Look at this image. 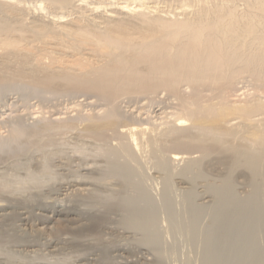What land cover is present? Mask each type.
Returning <instances> with one entry per match:
<instances>
[{"label": "bare ground", "instance_id": "6f19581e", "mask_svg": "<svg viewBox=\"0 0 264 264\" xmlns=\"http://www.w3.org/2000/svg\"><path fill=\"white\" fill-rule=\"evenodd\" d=\"M26 1L0 0V96L82 95L93 108L75 100L32 124L0 119V158L80 130L105 165L63 176L46 160L20 187L0 169V254L33 251L58 217L78 232L61 244L84 251L85 264H264V0H34L51 19L32 17ZM124 95L143 97L147 112L124 106ZM149 165L163 173L159 198ZM175 173L184 184L206 178L203 202L192 184L176 208ZM110 180L119 187L101 192ZM113 223L122 241L103 238Z\"/></svg>", "mask_w": 264, "mask_h": 264}, {"label": "rangeland", "instance_id": "374dc122", "mask_svg": "<svg viewBox=\"0 0 264 264\" xmlns=\"http://www.w3.org/2000/svg\"><path fill=\"white\" fill-rule=\"evenodd\" d=\"M33 3L35 5L36 2H34V0H27L25 2V4L23 3V5H26V6L28 4L27 7L31 8L29 12H30V15L32 17H42L43 16L45 18V16H48V19H51L53 17V15H50V13H48V12L46 13V11L42 12L43 11L42 10L41 12H39L40 10L35 9V10H38V13H37V11L33 10V8H34ZM161 5L167 6L166 3H162V4H160V6ZM101 10H103V8L100 9V11ZM31 11H34V13L33 12L31 13ZM31 16H29V17L31 18ZM45 19H47V17ZM249 88H250V86H249ZM246 89H248V88H246ZM126 96L127 95H124V97H125L124 99H123V97H121L123 100L120 98L121 101H124V103H123L124 106L133 105V106H130L131 109H136L138 112H140L139 110H141L143 112L145 111V110L140 109L142 104H144L143 97H141L138 100H136V98L131 99V101H130V100H128L129 97H127V100H126ZM40 97L41 96L28 94L25 90L23 91V89L14 90V91L8 92L4 96H0V119H9V118L13 117L14 115H17V116L19 115L20 117H22V120L25 123L28 122L27 124H32L33 123L32 121L34 119L36 120L39 116H41V114L39 112L44 111L45 113H48V112L51 113V112L55 111L56 108H57L56 112H58V111L65 112L66 107H67V105H65L66 104L65 102L71 103V102H75V100H76V102L77 101L80 102V100H82V102H83L82 110L84 111V108H85L84 112H86V111L90 112L91 109L93 108V106H87L86 105L88 100L85 103L86 97L82 96V95H80V97L77 96L74 98H70V97H67V98L65 97L62 99L60 98L61 103H60V100H56V99H52V98L48 100L46 98H43V97L40 98ZM37 98H38V100H37ZM5 100L11 101V105L6 106ZM93 100H95V99H93ZM84 103H85V105H84ZM96 105H97V103H96ZM164 105H166V103ZM164 105H161V106H164ZM70 106H72V104H70L69 107ZM95 106H94V109L96 108L95 110H98L101 108V103H100V105L98 104L96 107ZM134 106H136V107H134ZM161 106L159 108H161ZM147 110L148 109H146L145 112H147ZM169 110L171 111L172 109L168 108L166 111H169ZM69 114H70V116H73V115L75 116L77 114V112L75 113V111H71L70 113H68L66 115V117L69 116ZM45 115L51 116V114H49V113L45 114ZM34 116L36 118H34ZM144 116H146V115H143V117ZM154 119H153V121H155ZM1 131L4 132L5 130L1 129ZM70 132H67L66 134L63 133L60 135L58 134L56 136V138H57L56 144L48 146L44 151L35 150L32 152H28L26 155H19L18 157H13L10 154H8V156H7L6 154L2 153L1 155L3 157L0 158L1 159L0 167L2 166L3 168L4 167L5 168L3 169L1 167L0 169L4 174L5 173L9 174V177H11L10 182H11L12 187H14V186L20 187L19 180L21 178L23 179V177H25L30 170L31 171L36 170V172H38L39 170L37 167H40V165L43 164L46 160L50 161V163L52 164V171H54L55 173L58 172L60 175L64 174L63 176H65L67 174L77 173L78 172L77 168L80 169L81 166H84V164H86L87 162H90V164H91V161H94L95 166L96 165L98 166L97 168H99V169L103 168L105 165L104 160L100 157L99 158L97 157V159L95 157L96 143L94 141H90V140H89L90 142L84 141L82 139L83 136L82 137L80 136V134H81L80 130L79 131L76 130V132H73V131L71 133ZM82 140L84 142H82ZM86 144H87V146H86ZM67 146H70V147H67ZM83 150H84V153H78V152L83 151ZM193 154L195 155V153H193ZM5 155L7 157H5ZM9 155L12 158H10ZM3 158H6V159H3ZM2 161L5 162L4 165H2L3 164ZM6 162H8V163L6 164ZM35 162H37V163H35ZM32 164H33V167H32ZM29 165H30V167H29ZM57 166H58V169H57ZM59 166H63V168H59ZM147 167L149 169L151 167V165H149ZM151 169L152 168H150L149 170L146 169V171L148 172L147 174H149L151 172V174H149V178L150 177L153 178L151 182L149 181V180H151V178L150 179L148 178L149 180H147V183L149 182V185H148L149 190L152 188L150 191L152 193H154V195H156L157 193L159 194L160 192H162L159 189H163V186H164L163 185L164 184L163 179L160 180L163 177V173L159 169H158L159 171L156 170V168H155V170L154 169L151 170ZM151 175L154 177H152ZM208 175H210L209 176L210 180L214 179L213 177L216 178L215 174L211 175L208 173ZM217 176H218V174H217ZM0 177H1V175H0ZM0 179L4 180V178L3 179L0 178ZM199 179H196V181H194V183H192L191 180L189 179V181L188 182L186 181V183L184 184L183 182L185 180V177L183 175H181L179 173H175L172 176V181L175 183V184L173 183V186L175 185L173 187L175 190L172 193V200L174 201V203H176V208H178V209L183 208L182 207L183 205L181 203V197L179 196L180 195V193H179L180 187L182 188V187L189 186V185L192 186V184H193L196 192L198 193V195L200 194V196H197V198H196V203L200 204L201 202H203L202 195L206 192L207 180L205 181L206 178L200 179V180ZM219 179H220V177L219 178L217 177V182ZM239 180H241V181H239ZM189 182H190V184H188ZM237 182H238V186H237ZM158 183H160V185H158ZM199 185H201V186H199ZM178 186H179V188H178ZM103 187H105V188H101L100 189L101 192H104L107 189L108 190H111V189L115 190L119 186L117 185V182L115 180H110ZM236 187L238 188V190L241 189V191L246 188V185L243 184V181L241 178H239L236 181ZM25 188L26 187H24L23 189H25ZM157 190H159V191H157ZM176 190H177V192H176ZM26 193L27 192H23L22 190L21 191L17 190L15 192L16 197L17 198L20 197V199L23 198V196H26ZM158 194H157V198L160 197V195L158 196ZM179 197H180V199H178ZM177 203H179V204H177ZM180 203H181V205H180ZM78 208H80V206ZM33 212L35 214V213H38L39 211L36 210V208H34ZM43 214L48 215L49 213L44 212ZM161 217H163V216H161ZM206 217L202 216L203 219L207 220L208 217L207 218ZM12 221L15 224L17 223V225L22 226L20 221L17 220V218H14ZM15 224H14V227H15ZM159 225L165 226L166 224L161 223ZM47 226H48V229L44 232L45 235L40 236V239H38V246L36 248L34 247L35 249H32L33 251H30L29 249H28L29 250L28 251L25 249L4 247L3 252L0 254V262H1L0 264H85L86 263V262H83L81 260L82 259L81 257L85 255L84 251L77 250L76 247H74V245H71V244L63 245V244H61L62 242H60V241H64V238H67V237L68 238L69 237L70 238L77 237V234H78L77 231L73 230L66 222H62L61 220H59L58 217H52L49 220V222L47 223ZM118 229H119L118 226L114 223L106 226L104 229L106 231H103V234H104L103 238L105 239V241H118L120 239L122 241L124 239V237L121 236V234H120L121 231H120V229L119 230ZM87 235H89V236H86L87 238L92 237V236H90V234H87ZM49 239L57 240L58 246L56 249L50 248V246H48V240ZM6 250L8 252H6ZM117 261H119V264H120V262L124 261V260L123 259L121 260V258H118ZM88 263L89 264H99V263H96L93 261L88 262Z\"/></svg>", "mask_w": 264, "mask_h": 264}]
</instances>
